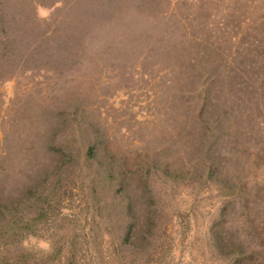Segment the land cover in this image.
<instances>
[{"label": "rangeland", "instance_id": "1", "mask_svg": "<svg viewBox=\"0 0 264 264\" xmlns=\"http://www.w3.org/2000/svg\"><path fill=\"white\" fill-rule=\"evenodd\" d=\"M0 264H264V0H0Z\"/></svg>", "mask_w": 264, "mask_h": 264}]
</instances>
